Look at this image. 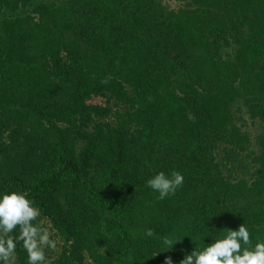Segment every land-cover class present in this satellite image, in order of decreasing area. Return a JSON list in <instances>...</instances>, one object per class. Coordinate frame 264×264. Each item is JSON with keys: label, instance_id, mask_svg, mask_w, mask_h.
Returning a JSON list of instances; mask_svg holds the SVG:
<instances>
[{"label": "trees", "instance_id": "1", "mask_svg": "<svg viewBox=\"0 0 264 264\" xmlns=\"http://www.w3.org/2000/svg\"><path fill=\"white\" fill-rule=\"evenodd\" d=\"M161 171L184 177L163 200ZM13 191L59 241L50 264H179L241 224L264 241V0H0Z\"/></svg>", "mask_w": 264, "mask_h": 264}, {"label": "clouds", "instance_id": "2", "mask_svg": "<svg viewBox=\"0 0 264 264\" xmlns=\"http://www.w3.org/2000/svg\"><path fill=\"white\" fill-rule=\"evenodd\" d=\"M146 183L163 200L183 186L184 177L178 171L170 176L161 171ZM40 216V209L27 198V193L13 191L0 195V264H16L17 243L26 252L27 264H50L46 249L55 250L57 243L38 222ZM145 234L151 237L154 230L149 228ZM180 240L165 238L163 242L171 249ZM165 264H173L170 257L165 258ZM179 264H264V241L253 245L248 227L241 224L238 230L227 229L226 235L202 249L194 248Z\"/></svg>", "mask_w": 264, "mask_h": 264}, {"label": "rangeland", "instance_id": "3", "mask_svg": "<svg viewBox=\"0 0 264 264\" xmlns=\"http://www.w3.org/2000/svg\"><path fill=\"white\" fill-rule=\"evenodd\" d=\"M249 127H250V133L251 134L252 133H255V132H258L260 130V127H258L257 125L250 124ZM50 232L53 233L52 231H50ZM55 241L57 243L56 249L55 250H50L51 251V254H53V255H56L57 251L60 250V248H59V241L57 240V238H55ZM89 263H90V261L87 259L86 264H89Z\"/></svg>", "mask_w": 264, "mask_h": 264}]
</instances>
